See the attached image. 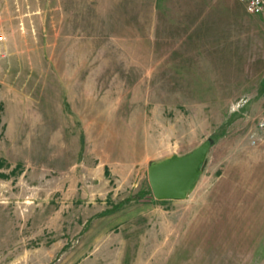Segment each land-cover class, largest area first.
<instances>
[{"label": "rangeland", "instance_id": "374dc122", "mask_svg": "<svg viewBox=\"0 0 264 264\" xmlns=\"http://www.w3.org/2000/svg\"><path fill=\"white\" fill-rule=\"evenodd\" d=\"M156 1L0 0V264H264V15ZM207 141L156 199L149 166Z\"/></svg>", "mask_w": 264, "mask_h": 264}, {"label": "water", "instance_id": "95a60500", "mask_svg": "<svg viewBox=\"0 0 264 264\" xmlns=\"http://www.w3.org/2000/svg\"><path fill=\"white\" fill-rule=\"evenodd\" d=\"M210 149L204 142L192 152L153 163L148 168L153 195L159 200H180L187 197L198 180Z\"/></svg>", "mask_w": 264, "mask_h": 264}, {"label": "crops", "instance_id": "0c3cea01", "mask_svg": "<svg viewBox=\"0 0 264 264\" xmlns=\"http://www.w3.org/2000/svg\"><path fill=\"white\" fill-rule=\"evenodd\" d=\"M182 1L179 2V4H181ZM138 0H130L129 2V7L127 8L126 11H124V13L126 15H129L130 17L133 15L136 16H143L145 15H150V21L151 22H155V19L158 16V9H157V1L156 0H146V4L142 7L144 10H139L138 9ZM173 3V1L171 2ZM187 3V2H186ZM137 5V6H136ZM170 5V4H169ZM193 5V2H191L190 6ZM172 6H175L174 4H172ZM176 10H172V12H169L168 16V22L173 21V23L175 21H177V23H182V21H184V17L182 16V14H178L176 15ZM124 21H127V19H124ZM131 22H137V21H144L143 19H130ZM147 21V20H146Z\"/></svg>", "mask_w": 264, "mask_h": 264}, {"label": "built area", "instance_id": "2783aa9c", "mask_svg": "<svg viewBox=\"0 0 264 264\" xmlns=\"http://www.w3.org/2000/svg\"><path fill=\"white\" fill-rule=\"evenodd\" d=\"M246 7V10L250 14H263L264 15V0H239ZM5 36L0 34V44L4 43ZM259 131L264 132V116L259 120L257 124Z\"/></svg>", "mask_w": 264, "mask_h": 264}]
</instances>
